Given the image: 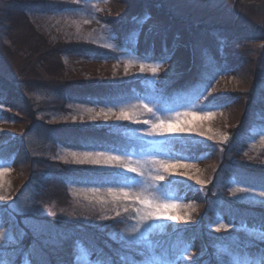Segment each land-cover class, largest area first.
I'll return each instance as SVG.
<instances>
[{
	"label": "trees",
	"instance_id": "trees-1",
	"mask_svg": "<svg viewBox=\"0 0 264 264\" xmlns=\"http://www.w3.org/2000/svg\"><path fill=\"white\" fill-rule=\"evenodd\" d=\"M139 1L137 4L141 11L136 13V19H124L122 25L125 31L118 34V30L109 31L111 26L87 27L88 22L99 18V15L94 14L96 8L89 0H0V42L8 47L17 46L12 36L15 33L21 35V44L26 45L22 46L25 49L22 55L25 65L30 69H36L35 65H38L46 72V76L56 79L61 72L71 67L73 61L77 62L76 56L81 49L92 53L106 52L122 64L124 61L121 59L129 62L136 60L132 51L139 43H144L147 48L145 56L154 57L160 62L163 59L167 61L175 48L179 30L171 38L167 35L158 37L161 31L166 32L169 28L141 26L150 19L146 17L150 16L146 10L155 11L156 16L160 17L162 13H167L173 22L179 18L164 5L165 0ZM180 20L195 33L196 39L213 36L225 40L230 34L236 40L245 35L244 31L224 30L220 25L204 27V24L193 22L187 14L181 16ZM69 21L77 30L72 33L73 29H70L71 32L66 33L65 38H60ZM113 36L123 41H116ZM195 37L192 38L194 41ZM211 49L207 48V54L200 57L197 69L188 70L182 73L183 76L172 74L167 80L159 78L160 72L146 74L147 71L121 66L125 68L119 76L123 77L122 81L111 82L105 93H97L91 98L92 101L83 104L78 100L80 93L77 89L72 90L62 82L56 83L60 84L55 86L60 89V96L56 98L55 109L65 111L62 115L67 116L71 106L78 107L74 108L78 114L85 109L94 112L98 107L103 109L105 106L102 104L105 103L132 110V120L129 123L128 120L115 119L107 126L81 125L70 134L67 130L72 125L60 120L62 115L54 118L55 123L47 115L45 110L53 106L50 100L44 99L35 105L36 110L28 115L31 124L29 129L46 124L54 130L50 131L52 136L48 155L30 154L31 175L21 190L25 185L31 188L30 199L36 207L53 204L58 212L64 211L66 214L59 212L55 217L41 215L35 210L19 212L12 207L11 201L0 202V229L7 230L3 233V239H0V264H227L225 256L232 249L236 250L253 241L264 245L263 240L255 237L256 233L259 236L264 234L261 228L264 223V196L260 195L264 192V181L258 179V174L264 173V80L262 85L257 84L250 92L242 119L231 128L229 138L222 144L224 151L220 164L202 187L195 182L175 180L167 191L164 185L168 184L152 179L156 175H163V169L157 172L159 165L151 163L143 165L145 175L140 176L116 166H89L87 163L82 165L60 158L66 156V143L73 145L75 138L82 143L93 135H111L124 140L125 131L147 132L150 123L147 126L143 121L145 116V121L156 122L158 118L169 121L176 118V113H181L179 118L184 119L190 113H212L237 105L242 92L214 90L221 75L242 67L235 65L223 70L221 66L227 63L223 49L217 44ZM127 65L133 67L131 63ZM190 75L191 78L188 77ZM36 77L35 73L32 80H42ZM48 81L49 84L56 82L52 79ZM25 84L33 85L30 82ZM55 88L53 91H56ZM24 95L22 84L0 74V120L10 117L8 104L11 102L14 109H24ZM141 102L148 104L153 112L143 108ZM137 113L140 115L137 116ZM78 116L82 118L85 114ZM63 130L66 133L61 136ZM182 139L178 141L183 142ZM162 141L159 135L129 140V144H133L136 149L131 160L143 162L156 157L170 161V156L161 152L162 149L157 152L152 149L156 145L163 146ZM22 142L21 137H12L0 144V169L13 163ZM208 144L211 142L191 143L196 155L188 159L212 157ZM124 158L127 163V158ZM185 159L177 156L174 160L179 162ZM179 184H184V188L190 190L198 186L203 201L208 205L196 223L168 228V219L162 218L161 222L149 229L141 223L150 224L153 219H139L146 211L139 203L125 199L118 202L105 200V192L109 189L127 187L137 193L143 190V194L153 200L157 197L163 199ZM254 184L258 188H253ZM3 191L6 190L0 189V196ZM84 191L91 198H83ZM102 195L105 198L102 201L94 200L95 196ZM86 200L90 205L86 204L85 210L83 207L80 209ZM234 215H237L238 221ZM27 216L46 221L48 227L38 228L27 224L24 222ZM195 243L200 245V250L191 258L188 253L186 255V247ZM88 251L94 252L92 257L86 256ZM243 260L241 264L250 263L246 257Z\"/></svg>",
	"mask_w": 264,
	"mask_h": 264
},
{
	"label": "rangeland",
	"instance_id": "rangeland-1",
	"mask_svg": "<svg viewBox=\"0 0 264 264\" xmlns=\"http://www.w3.org/2000/svg\"><path fill=\"white\" fill-rule=\"evenodd\" d=\"M89 1L95 6L96 9L94 14L99 15V18L92 23L88 22L87 27L90 25H102L109 28L111 26L109 31L112 32L113 30H118V34H123L125 31L123 28L124 26L122 25L124 19H128L129 17L136 19V13L141 11L137 4L140 2L139 0ZM164 5H166L168 9L173 12V15L176 18H179L176 22L171 21L167 13H162L160 17V15L156 16L155 11L146 10V14L150 15L149 17H146L150 19L147 20V22L141 27L146 28L145 26H149L155 29L162 27L165 30L166 28H169L166 32L161 31L158 37L167 35L170 38L176 30H179L181 35H178L173 53L167 61L163 59L162 62H160L154 57L145 56L147 48L144 43H139V46L137 45L134 48V51H132L135 56L134 59L136 60L129 62L125 59H121L124 61L122 64L120 62H116L114 57L108 55L106 52L92 53L81 49L78 51V55L76 56L77 62L73 61L71 63V67L61 72L60 76L56 79V77L50 78L49 76H46V72H44L41 67H38V65H35L36 69H30L27 67L28 65H25L22 56L25 49H22V46L26 47V45L21 44V35L15 33L12 36V41L14 45L17 46L8 47V45L6 46L0 42V74L9 79H14L19 84H22V86H24V96H26L23 106L24 109H14V107H12L14 104L11 102L8 104L10 117H8L7 120H0V144L6 143L9 141V138L12 137H21L23 140L20 148H18L20 150L18 151L16 158L13 159V163H10L9 166L2 168L9 169V171H5L0 174V181H2V183H0V189L6 190L3 191L1 196H3L4 199H0V202L5 203L7 201H11L12 207L19 212H30V210H35L36 213H40L41 215H52L55 217L58 216L57 214H59V212L66 214L64 211L58 212V208L54 207L53 204H44L36 207L30 199L31 188H28V186L25 185V188L21 190V188L24 187V184L28 183V179L31 175L32 165L28 159L30 158V154L48 155V147L50 145L49 139L51 138L50 136H52L50 131L54 130L51 126L46 124L37 126L33 130L29 129L31 124L29 122L28 115H30L34 109L36 110L37 107L35 105L44 99L50 100L51 105H53L45 110L47 111V115L51 116L52 122L55 123L56 119L54 118H57L59 115L61 116L65 112L55 109L57 108L55 105L57 104L56 98H59L60 96V89L55 88L56 85L60 84L56 83L62 82L67 84L70 88H73L72 90L77 89L80 93L78 100L80 104H83L85 101H92L97 93H105L111 82L122 81L123 77L119 76L123 72L122 69L125 68H121V66L131 68V70L133 68L135 71H139L141 63H144L146 67L149 65H159V78L167 80V77L172 76V74L182 75V73L185 74L188 70L190 71L194 68L197 69L200 57L207 54V48L212 50L211 47L214 44H217V47H221L223 49V53L225 54L224 57L227 61L226 64L221 66L223 70L235 65H239L242 68L221 75L214 91L242 92L243 95L238 100L237 105H231L221 111L218 110L212 112L210 117L207 115L208 113H190V115L186 116L184 119L179 118L178 121L176 118L169 121L167 120L165 122L170 123L173 127L191 126L197 128L198 131L191 133H167L159 135L163 138V146L159 147L156 145L152 147L155 152L162 149L163 151L161 152L170 156L171 159L169 162L176 164V167L172 170L171 175L164 170L162 172L165 180L160 182L161 184H168L164 185L167 191L172 182L175 180L195 182L199 184V187L206 185V181L211 178L213 170L216 169L221 162L220 160L222 159L224 151L222 149V144L229 138V131L232 127L238 125L245 113L250 92L257 84L262 85L261 83H263L264 80V0H165ZM185 14L189 15L193 22L195 21L197 23L199 22L204 24V27L220 25L223 26L224 30L231 29L235 32L244 31L245 35L243 37L236 38V40L232 38L230 34L227 35L225 40H219L213 36H204L200 39H196L194 35L195 33L180 20V17ZM160 18L165 21H161ZM66 24H68V26L62 30L63 33H61V35L59 34L60 38H65L66 33L71 32L70 29H73L72 33H75L77 30L72 22L69 21ZM193 36L195 37V41L192 39ZM113 38L119 42L123 41L122 39H118V37L116 38L113 36ZM159 43L160 41L157 40V44ZM25 53H27V51ZM130 63L133 64V67L127 65ZM35 73L36 76L42 80H32ZM150 73V71L146 72V74ZM46 77L48 80L52 79L56 82L49 84L50 81H48ZM188 77L191 78L192 76L190 75ZM31 80L34 83H32ZM25 82H30V84L33 85L28 86ZM89 87H92L93 89H89ZM54 88L56 91H53ZM102 105L105 106V108L100 109L97 106L98 109L95 112L88 109L82 110V113L85 114L82 118L78 116V114L82 115L81 111L77 114L74 109L78 107L71 106V111L67 114V116L62 115L63 117H61L60 120L72 125V128L67 131L70 134H73L72 132H74V130L78 127L80 128L81 125L86 126L90 124H98L107 126L110 121H114L116 119L111 113H109L108 119H104L103 116H99L96 119H90V117L95 116L96 113L101 112V110L104 112H109V110H111L114 113H119L121 109H124L121 106H108L105 103ZM124 110L131 115L133 113L132 110ZM139 115L140 113H137V116ZM72 117H76V119L73 120ZM145 118L146 116L144 117V122L147 119ZM140 119L142 120L143 118ZM131 120L132 119H129L128 122L131 123ZM148 125L149 123H147V126ZM150 129L151 123L149 131ZM149 131H134L131 133H127L125 131L124 133L126 134L125 138L129 141L134 138H145L149 135ZM65 133L66 131L63 130L61 136ZM200 133H204V135H201ZM180 138H183V142L178 141ZM126 139H115L111 135H93L90 136L89 139L87 138L86 142L83 140L82 143L75 138L73 145L66 143L67 151H64L66 149L63 148L62 150L66 152V155L68 156L67 160H71L73 163V158L68 155L73 151L77 153L87 151L93 153L103 152L105 154L120 156L124 155V157L128 160V158H131V156L136 153V149H134L135 146L133 144H129ZM202 141L211 142V144L208 145L210 146L213 156L209 158L202 157L200 160L188 159L190 156L196 155V152L193 151V147L190 144ZM177 156H182L186 159L179 162L175 161L174 159ZM132 161L136 162V160ZM89 164L90 163H87V165ZM183 165H188V167H184ZM116 167L124 170L121 167ZM184 173H188V175H184ZM258 176L259 180L264 181V173H259ZM196 177H199V180L205 181V183L201 184ZM249 184L250 183H248V185ZM252 186L253 188H258V185L256 184ZM199 187L197 186L190 190L185 189L184 184H179L176 188H174V191H171L170 193L168 192L165 198L160 199L157 197L158 199L156 198L153 200L154 203L163 204L167 202L177 204L178 207L176 208L162 209V211L166 212L168 215H173L174 213V215L186 217L185 219L177 220L167 218L168 223L166 226H168V228L190 225L199 220L202 212H204V209L208 206L202 199ZM119 189L121 188L112 189L113 193H110L109 190L107 193L105 192L106 199L104 198V195H102L103 197L95 196L94 200L97 199L98 201H102L103 199H111V201L118 202V200L123 199L116 198L119 194ZM18 190L20 191L18 192ZM132 192L133 194H137L134 189ZM79 193H81V191H79ZM82 194L83 198L89 197V194L87 192L85 193V191L82 192ZM86 201L87 202L79 207L80 209L83 207L82 209L85 210L88 206L86 204L90 203L88 200ZM142 207L147 210L146 206ZM234 217V219L237 220V215H234ZM139 219L142 220L141 218ZM161 219L162 218H154L150 224H148L149 222L143 224L141 221L140 223L142 225H148H145V227L150 229L157 225L159 221L161 222ZM262 219L264 221V214ZM24 222L31 226L36 225L38 228L48 227V223L46 221L32 216L24 217ZM261 228L264 229V223ZM6 232L7 230L5 228L0 229V233ZM255 237H257L260 241L263 240L262 242H264V234L259 236L256 233ZM199 248L200 245H197V243L191 244L189 248L186 247V255L188 253L189 257H194L198 254L200 250ZM189 250L191 251L189 252ZM93 253L88 251L86 256L92 257ZM228 254L229 255L225 256V262L227 264H241L240 261H245L243 260L245 257L246 259H249L250 263L248 264H264V245L259 242H250L246 246L239 247L236 250L232 249Z\"/></svg>",
	"mask_w": 264,
	"mask_h": 264
},
{
	"label": "snow or ice",
	"instance_id": "snow-or-ice-1",
	"mask_svg": "<svg viewBox=\"0 0 264 264\" xmlns=\"http://www.w3.org/2000/svg\"><path fill=\"white\" fill-rule=\"evenodd\" d=\"M127 71V68H126ZM140 71H150L153 75L157 74L159 72V65H149L145 66L144 63L140 64ZM142 106L143 108L147 109L148 112H153V109L149 107L148 104H144L143 102ZM109 113L115 116L116 119H123V120H129L132 119V116L130 113L125 111L124 109H121L119 113H114L111 110L109 112H104L101 110V112L96 113L95 116L90 117V119H96L99 116H103L104 119L109 118ZM189 113H183V115H188ZM181 113H176V119L179 120V117L181 116ZM209 117L212 115L211 113L207 114ZM73 120L76 119V117H72ZM145 123H151V129L148 132L149 135H164L167 133H191V132H197L198 129L191 126H183V127H173L170 123L165 122L164 120L157 119L156 122H150L145 121ZM201 135H204V133H200ZM68 155H70L74 162L76 163H90L94 165H109V166H118L123 168L125 171L129 173H135L140 176H144L145 173L142 170L143 165L147 163H151L152 165H159V167L156 169L157 172H159L161 169L168 172L169 175L172 174V170L175 169L176 164L171 163L167 160L158 159L156 157H151L149 160L146 161H136L133 162L131 158H128V162H124V157L120 155H114V154H105L103 152H83V153H77V152H70ZM102 157V158H101ZM61 159H64L67 161L68 156L60 157ZM134 163L136 166H134ZM184 167H188V165H183ZM5 171H9V169H0V174H2ZM184 175H188V173H184ZM154 181H164L165 177L164 175H156L152 177ZM196 179L201 183H205V181L199 180V177H196ZM2 183V181H0ZM239 191H244L243 189H239ZM110 193H113L112 189H109ZM261 196H264V192L260 193ZM116 198H123L125 200H132L137 203H139L142 206H146L147 210L142 215L141 219L143 221H147L150 219H159V218H169L172 220L177 219H185L186 217L178 216V215H168L166 212L162 211V209L167 208H176L178 207L175 203H154L153 199L149 196H146L143 194V190H141L140 193L133 194L132 190L130 188H121L119 189V194L116 196ZM0 199H4L3 196H0ZM139 211V209H137ZM219 227H226L225 225H220ZM4 234L0 233V239H3Z\"/></svg>",
	"mask_w": 264,
	"mask_h": 264
}]
</instances>
